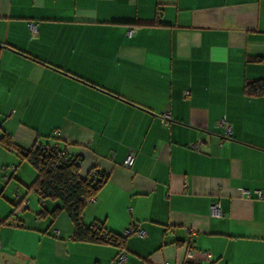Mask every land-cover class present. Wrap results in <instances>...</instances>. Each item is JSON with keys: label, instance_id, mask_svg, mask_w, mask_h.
Segmentation results:
<instances>
[{"label": "crops", "instance_id": "crops-1", "mask_svg": "<svg viewBox=\"0 0 264 264\" xmlns=\"http://www.w3.org/2000/svg\"><path fill=\"white\" fill-rule=\"evenodd\" d=\"M258 79L264 0H0V264H117L120 247L123 264H264ZM45 143L106 174L83 224L146 235L76 240L59 200L24 203L15 152Z\"/></svg>", "mask_w": 264, "mask_h": 264}, {"label": "trees", "instance_id": "trees-1", "mask_svg": "<svg viewBox=\"0 0 264 264\" xmlns=\"http://www.w3.org/2000/svg\"><path fill=\"white\" fill-rule=\"evenodd\" d=\"M243 91L248 96L264 94V79L244 84ZM0 144L9 147V141L4 135L0 136ZM15 153L20 161L29 162L36 170L35 180L29 189H33L39 199L59 200L61 207L54 209L51 214L55 215L59 210L67 213L74 226V239L122 245V234L108 231L101 222L98 226L95 222L85 225L81 220L86 200L95 197L106 174L92 167L85 175H81V159L70 156L58 145L35 144L29 149L18 148ZM93 170L97 172V178L90 174Z\"/></svg>", "mask_w": 264, "mask_h": 264}, {"label": "built area", "instance_id": "built-area-1", "mask_svg": "<svg viewBox=\"0 0 264 264\" xmlns=\"http://www.w3.org/2000/svg\"><path fill=\"white\" fill-rule=\"evenodd\" d=\"M31 29H33V26H31ZM132 31L133 30H130V32H132ZM170 120H171V115H170L169 111H166V112L159 114V121L162 125L167 124ZM216 124L224 129V135L225 136H229L231 134V123L230 122H228L224 118H221V119L217 120ZM200 143H201V141L198 138L195 141L188 143L187 147L190 149H193L195 151H198L200 148ZM61 154L64 155V152H62ZM135 155H136V150H134L132 148H128V150L125 154V157L123 159V165L126 167H130L134 162ZM13 169H15V168L13 167ZM2 172H3L2 178L4 179V181H7L9 179V176L6 175L3 170H2ZM90 174L92 176H94V178L98 177L97 172L94 170L92 172H90ZM255 194H256L257 198L264 199V190H255ZM94 201H95L94 197H89L86 200V203L88 204V203H92ZM210 213L212 215H219L220 214V209H219L218 204L214 203L210 206ZM95 223H96V226H98L100 224L99 222H95ZM134 227H135V224H134ZM134 227L126 229L122 234L123 237H125L127 235H136V236H145L146 235L144 230H142L140 228H134ZM204 255L206 256L207 259L209 258V255L206 254L205 252H204ZM185 257H186L187 261H189V260L191 261L194 257L193 250L188 249ZM126 258H127L126 252L123 250L122 247H120V249H119V251L115 257V262L117 264H123L126 261ZM140 264H147V263L141 262Z\"/></svg>", "mask_w": 264, "mask_h": 264}, {"label": "rangeland", "instance_id": "rangeland-1", "mask_svg": "<svg viewBox=\"0 0 264 264\" xmlns=\"http://www.w3.org/2000/svg\"><path fill=\"white\" fill-rule=\"evenodd\" d=\"M24 168L28 170H23ZM13 173L18 174V176L20 177H17V180L12 179L9 186H12L18 195L22 196L26 192L27 196L26 198H24V203L29 202L33 197L35 198L33 191H30V189H28V184L30 183V164L27 162L21 163L19 166H17V171ZM16 187H18L19 189H17Z\"/></svg>", "mask_w": 264, "mask_h": 264}]
</instances>
